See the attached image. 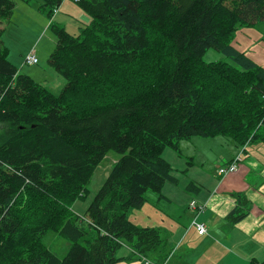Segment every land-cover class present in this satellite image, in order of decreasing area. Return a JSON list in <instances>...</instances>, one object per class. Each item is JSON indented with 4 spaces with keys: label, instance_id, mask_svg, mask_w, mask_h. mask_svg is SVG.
I'll use <instances>...</instances> for the list:
<instances>
[{
    "label": "trees",
    "instance_id": "obj_1",
    "mask_svg": "<svg viewBox=\"0 0 264 264\" xmlns=\"http://www.w3.org/2000/svg\"><path fill=\"white\" fill-rule=\"evenodd\" d=\"M63 2L39 0V9L54 16ZM78 4L91 17L78 32L51 24L49 62L67 80L55 94L8 59L2 23L17 2L0 0V264H118L130 255H118L123 247L151 255L164 248L161 229L129 212L175 181L167 147L180 152L198 135H225L237 152L264 143V66L232 44L241 26L264 20V0ZM211 48L229 61H205ZM112 150L120 158L86 202ZM234 195L231 224L252 204ZM48 232L70 243L65 256L43 241Z\"/></svg>",
    "mask_w": 264,
    "mask_h": 264
},
{
    "label": "rangeland",
    "instance_id": "obj_2",
    "mask_svg": "<svg viewBox=\"0 0 264 264\" xmlns=\"http://www.w3.org/2000/svg\"><path fill=\"white\" fill-rule=\"evenodd\" d=\"M16 2L17 5L13 9L12 18L9 22L2 23L5 32L1 40L8 48V59L18 68L19 73L28 74L53 93L59 94L65 87L67 80L49 62L50 55L57 44V37L54 35L51 24L56 23L71 33H76L79 31L77 23L80 20L89 22L91 17L74 0H64L54 16L39 9V0H31L30 2L16 0ZM80 11H83L84 18L77 17L82 14ZM232 44L264 66V20L251 26H241L236 31ZM31 49H35L39 58V62L34 65L24 63L25 53ZM203 56L207 62L229 61L226 55L214 48L208 49ZM233 144V140L225 135L209 137L198 135L183 139L180 144V152L170 147L165 149L163 157L172 165V174L176 182L168 181L162 188V192L148 189L145 193L144 204L129 212V219L141 226L161 229V235L165 238H163L164 248L148 255L155 264H249L252 258L264 259V236H259L257 231L252 235L254 228L251 227H248L249 233H244V243L236 245L235 243H239L240 234L234 236L233 242L229 245L232 247H226L229 250L225 249L227 242L224 234L210 233L212 230H209L208 235L213 240H209V242L195 241L191 236L192 234H189L185 239L193 227V223L191 225L192 220L196 218V211L193 212L191 207L189 208V199L194 197L198 201L197 203L204 204L205 201L199 197L201 193L202 198H204L205 193L208 195L215 192L220 193L218 189H220L224 178L221 179L217 176L215 161L223 164L232 152ZM256 145L257 143L251 146L252 151ZM190 157L195 158L194 163L196 164L192 163ZM119 158L120 154L112 150L96 167L87 185L86 202L92 201ZM240 164L246 168V172L252 171L246 166L251 164L250 153L244 155V162ZM207 174L213 175L210 178L212 181H208L210 186L203 185L202 187L199 184V188L202 189L200 194L195 189L189 188L193 183L191 182L192 178L201 176L205 179ZM262 177H264V170ZM251 178H253V185L249 183L250 181L247 182L248 185L252 186L248 196L254 198L256 206L264 209V180L261 177L256 178L254 175ZM229 186L236 185L230 183L227 187ZM170 194L175 199H172ZM218 195L221 196V194ZM83 205L85 203L78 202L74 208L82 212ZM250 216L255 220L254 216L249 214L248 217ZM199 234L205 235L207 233ZM43 241L60 257L65 256L70 248V243L66 238L51 232L45 234ZM126 250L129 251L130 255L128 254L129 256L119 261L118 264H142L140 256L132 253L128 247L121 248L118 255H123Z\"/></svg>",
    "mask_w": 264,
    "mask_h": 264
},
{
    "label": "crops",
    "instance_id": "obj_3",
    "mask_svg": "<svg viewBox=\"0 0 264 264\" xmlns=\"http://www.w3.org/2000/svg\"><path fill=\"white\" fill-rule=\"evenodd\" d=\"M81 13L82 14L80 16H77V17L84 18L83 11ZM64 20H62V21H64ZM77 24L80 25V21ZM254 144L249 145L248 149L246 150V152L244 154V155H246V154L250 153L251 164H247L246 166L248 168H250L252 171L250 173L246 172V168L242 167L240 164L238 172L233 173V174L231 173L227 177L226 176L223 177L224 180L219 187L220 189H218V191H220V193L215 192V193H212L211 195L210 194L208 195L207 193H205V195L203 196L204 198H202V193L200 194V192H202V189L199 188V184H201L202 187H203V185H206V186L209 185L210 186L208 181H212L210 178L213 175L207 174V177L205 179L202 178L201 176L191 179V182H193L194 184L192 183L189 188L192 190L195 189L198 192V194H200L199 195L200 199L205 201L204 204H206V208L204 211H202V213L196 209H192L189 207L193 212L196 211L195 212L196 218H194L192 220L191 225L194 222V220L205 223V225L208 229V232L205 235H200L198 232V229L195 228L196 226L193 224L192 229L186 235L185 239L188 237L189 234L190 235L192 234L191 236H193L195 241L201 240L204 242H206V241L209 242V240H213L212 237L210 235H208L209 230H212V231H210V233L211 232L212 233L217 232V234H220V233L224 234L225 240L227 242L226 246H225V249H226V247H228V248L232 247L229 245L233 242V240H234L233 238L236 234H240L239 235L240 240H239V243H235V244L239 245V244L244 243V241H245L244 233H249L248 227L254 228L252 235H254V233L257 231L259 236H264V209H262V208H260L254 204L255 200H254V198H252V196H250V197L248 196L251 203H252L251 204V211L249 214L254 216L255 220H253V218L251 216L250 217L247 216L246 218H244L243 220H241L240 222H238L236 224H231L227 220V214H229V212L231 210H233V208L237 204L236 197H235L234 193L244 192L246 195H250V191H251L252 186L248 185L247 182L250 181L249 183L253 185V178H251L252 175H254V177H256V178L261 177L264 180V177H262L263 170H264V145H263L264 143H257V145L254 146L253 151H252L251 146ZM234 147H235V145L233 144L232 152L227 156V160L225 162L231 161L232 158L237 154V151ZM183 155H185V154H183ZM190 158L192 160V163L196 164V163H194L195 158L194 159H193V157H190ZM243 162H244V156H243ZM219 164H220V162L215 161L216 170H217ZM217 176L219 178H221V176H219L218 173H217ZM223 178H221V179H223ZM230 183L233 185H236V186L227 187V185ZM218 194H221V196ZM170 195H171L172 199H175V197L172 194H170ZM193 199H195V198L191 197L189 199V201L191 202V200H193ZM190 202H189V204H190ZM201 203H203V202H201ZM224 207H225V209H224ZM208 227H210L211 229ZM191 236H190V239H191ZM179 243H180V241H179ZM226 250H229V249H226ZM128 254H129V251L126 250V252L123 255H128ZM252 259H254V258H252ZM257 260L261 261L260 258H258Z\"/></svg>",
    "mask_w": 264,
    "mask_h": 264
},
{
    "label": "built area",
    "instance_id": "obj_4",
    "mask_svg": "<svg viewBox=\"0 0 264 264\" xmlns=\"http://www.w3.org/2000/svg\"><path fill=\"white\" fill-rule=\"evenodd\" d=\"M76 2L80 1V0H74ZM56 12L57 9H56ZM39 62V58L38 55L35 51V49H31L30 51H28L24 57V63L29 65H34L37 64ZM245 150V146L242 147V149L239 151V153L236 155V157L232 160V162L230 163H223L219 165V169H218V174L222 177L227 176L229 174H233L236 173L239 169V165L241 163V161L243 160V152ZM198 201L196 199H194V201L192 200L190 202V207L193 209L198 210L199 212L204 211L206 205L205 204H199L197 203ZM193 224L196 226V228L198 229L199 233L201 234H205L207 233V227L205 225V223L199 222L197 220H194ZM142 264H155L153 260H151L148 256L139 254Z\"/></svg>",
    "mask_w": 264,
    "mask_h": 264
}]
</instances>
